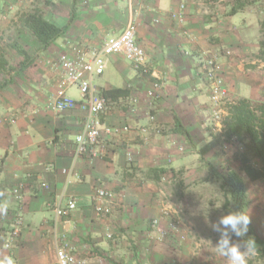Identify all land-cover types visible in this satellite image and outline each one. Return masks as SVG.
<instances>
[{
    "label": "crops",
    "instance_id": "0c3cea01",
    "mask_svg": "<svg viewBox=\"0 0 264 264\" xmlns=\"http://www.w3.org/2000/svg\"><path fill=\"white\" fill-rule=\"evenodd\" d=\"M233 4L234 0H77L72 10L73 0H0V264H58L59 246L67 247L75 264H138L133 262L131 243L146 255L145 261L149 255L155 264L160 234L150 221L163 209L165 192L172 195V189H164L165 180L172 184L182 170L195 175L199 149L211 139L213 117L201 53H220L229 102L264 101V62L256 57L260 26L256 35L250 34L246 17L256 11L249 5L230 14ZM33 8L47 21L66 26L45 49L17 19L18 12ZM180 9L183 21L173 16ZM131 21L137 24L135 38L145 50L149 75L122 55L105 57L104 72L94 77L98 91L121 89L128 94L110 100L101 117L99 155L74 160V140L87 112L79 106L63 111L51 107L61 77L58 60L71 55L75 46H101ZM14 43L31 57L26 65ZM153 80L161 87L159 96L150 99L146 91ZM67 92L81 99L76 86ZM132 96L139 101L129 106ZM6 117L16 121L7 122ZM175 121L188 131L192 143L173 130ZM154 168L164 169L160 180L148 177L147 171ZM200 168L207 172L204 164ZM18 185L23 191L21 206L12 194ZM95 186L115 194L108 216L94 210ZM63 195L74 197L77 207L69 217L58 218L49 204ZM20 209V234L8 248V231Z\"/></svg>",
    "mask_w": 264,
    "mask_h": 264
},
{
    "label": "built area",
    "instance_id": "2783aa9c",
    "mask_svg": "<svg viewBox=\"0 0 264 264\" xmlns=\"http://www.w3.org/2000/svg\"><path fill=\"white\" fill-rule=\"evenodd\" d=\"M178 20H184L183 9L173 14ZM137 24L131 21L124 28L123 32L116 36L108 38L101 46L85 48L82 46L73 47L72 54L62 57L58 60L61 68V77L58 82V89L51 107L57 111H63L76 106L86 110V116L80 132L74 140V160L79 157L89 156L91 158L99 155L96 145L102 137L101 117L108 110L109 102L107 98L98 91L94 84V77L104 72L107 55H122L132 65L143 72H147V56L145 50L138 45L136 41ZM230 54V51H227ZM201 69L208 86L210 107L212 109L213 122L216 128H223L221 115H226L227 110L224 106L228 99V91L223 77V66L220 61V53L217 51H203L201 53ZM76 86L80 91L81 99L76 100L68 94V89ZM161 83L157 80L152 81L151 87L146 91V97L152 99L159 96ZM136 96L129 98L127 105L133 106L138 103ZM3 120L14 123L13 117H6ZM106 132H110L109 129ZM183 150V149H181ZM70 175L71 170L67 171ZM43 187H48L43 184ZM15 199L23 201V191L21 185L12 189ZM62 196L59 201L50 203L55 216L58 218H67L77 207V201L74 197ZM92 202L97 214L108 216L113 212L115 203V194L110 189L95 186L92 193ZM63 199L65 203H63ZM166 213L165 215H167ZM23 224V213L18 211L14 216L13 227L8 231L5 246L10 248L16 237L19 236L21 225ZM174 225V223H171ZM153 226H158V219L153 220ZM174 228V227H173ZM112 237V233H107ZM58 264H75L77 263L74 255L66 246H59L56 249ZM80 264H82L80 262Z\"/></svg>",
    "mask_w": 264,
    "mask_h": 264
},
{
    "label": "rangeland",
    "instance_id": "374dc122",
    "mask_svg": "<svg viewBox=\"0 0 264 264\" xmlns=\"http://www.w3.org/2000/svg\"><path fill=\"white\" fill-rule=\"evenodd\" d=\"M254 3L250 6L256 13L249 14V17L246 15L252 35H256L259 20L264 18V0H256ZM260 103H264V101ZM223 118L224 116L221 115V119ZM213 121L211 123L212 131L220 135L222 129L216 128ZM235 145L233 142H226L223 147L211 150L210 155L212 156H209L207 160L204 157V160L198 157L196 163H193L195 175L193 173L187 175V171L183 170L182 173L175 175L177 178L174 177L176 179L172 184H168V179L165 180L166 187L164 189L168 191L169 188L172 189V195L165 192L164 207L156 217L158 226L154 229L160 234L161 252L155 264H227L226 258L218 255L215 251L220 233L209 226L210 223H216L223 215H227L221 208L223 196L217 185L208 183V172H203L200 167L206 161L213 162L220 167L229 158L228 161L232 166L238 168L239 161L236 155L240 149ZM245 181L250 199L248 213L255 225L256 232L264 238V182L251 181L246 176ZM166 213L168 214L165 215ZM238 241L243 240L232 234V242ZM135 245L140 246L137 243ZM129 247L133 255L132 259H135L133 262L153 264L149 255L145 261L143 256L146 255L137 253L139 249L134 244L131 243ZM242 250H244L243 247ZM254 255H249L248 264L256 263Z\"/></svg>",
    "mask_w": 264,
    "mask_h": 264
},
{
    "label": "trees",
    "instance_id": "16d2710c",
    "mask_svg": "<svg viewBox=\"0 0 264 264\" xmlns=\"http://www.w3.org/2000/svg\"><path fill=\"white\" fill-rule=\"evenodd\" d=\"M77 0H73V8ZM256 0H234L230 14L242 12L249 5L255 4ZM17 19L22 26L27 28L40 42L42 49L47 48L53 41L60 37L65 31V27H59L54 23L47 21L38 8H33L29 11H20L17 13ZM260 40L259 48L256 57L264 62V18L259 21ZM13 47L23 57L22 65L30 62L31 57L26 50L16 43ZM202 58V56H201ZM1 62V59H0ZM5 64V62H4ZM3 65V63H2ZM1 70V63H0ZM141 70V69H140ZM149 75V72H143ZM108 102L117 96H126L128 91L121 89L101 90ZM227 113L222 119V132L220 135L213 133L210 127V141L199 149L201 160L210 150L219 149L226 142L233 144L240 149L236 157L239 161L238 168H234L230 163L229 158L225 160L222 166H217L213 162H204V166L208 172V183L215 184L219 187L222 194L221 208L229 214L232 211H240L249 215L248 207L250 204L249 193L245 176L251 181L264 182V103H255L250 99L241 98L234 102H226ZM175 132L183 134L189 143H192V138L188 131L178 122L175 121L173 127ZM218 152V151H217ZM164 169L154 168L147 171L148 177L153 180H160V173ZM183 170L180 172L182 173ZM2 187L0 185V204L2 201ZM153 218L150 225L153 226ZM251 220V219H250ZM8 231V230H6ZM253 238L256 243L254 251L255 264H264V238L257 232L254 223L251 221L249 230L242 240Z\"/></svg>",
    "mask_w": 264,
    "mask_h": 264
},
{
    "label": "clouds",
    "instance_id": "9594fccd",
    "mask_svg": "<svg viewBox=\"0 0 264 264\" xmlns=\"http://www.w3.org/2000/svg\"><path fill=\"white\" fill-rule=\"evenodd\" d=\"M250 216L244 212L232 211L223 215L210 227L220 233V238L215 246L218 255L226 258L227 264H248V257L254 254L256 243L251 237L238 242H232V234L245 237L249 230ZM242 247L244 250H242ZM11 264V261H9Z\"/></svg>",
    "mask_w": 264,
    "mask_h": 264
}]
</instances>
